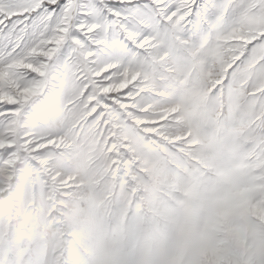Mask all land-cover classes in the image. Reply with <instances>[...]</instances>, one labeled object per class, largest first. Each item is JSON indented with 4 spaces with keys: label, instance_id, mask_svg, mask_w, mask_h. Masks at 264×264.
Instances as JSON below:
<instances>
[{
    "label": "snow or ice",
    "instance_id": "obj_1",
    "mask_svg": "<svg viewBox=\"0 0 264 264\" xmlns=\"http://www.w3.org/2000/svg\"><path fill=\"white\" fill-rule=\"evenodd\" d=\"M0 264H264V0H0Z\"/></svg>",
    "mask_w": 264,
    "mask_h": 264
}]
</instances>
